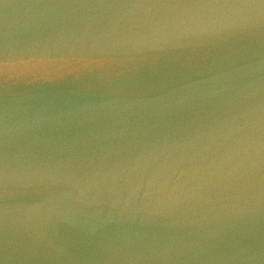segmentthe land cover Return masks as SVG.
Returning <instances> with one entry per match:
<instances>
[{
	"label": "water",
	"instance_id": "1",
	"mask_svg": "<svg viewBox=\"0 0 264 264\" xmlns=\"http://www.w3.org/2000/svg\"><path fill=\"white\" fill-rule=\"evenodd\" d=\"M0 264H264V0H0Z\"/></svg>",
	"mask_w": 264,
	"mask_h": 264
}]
</instances>
